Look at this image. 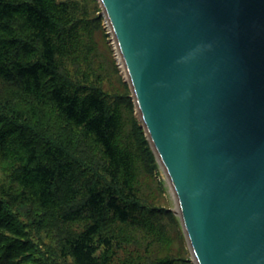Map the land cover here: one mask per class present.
<instances>
[{
    "label": "trees",
    "instance_id": "16d2710c",
    "mask_svg": "<svg viewBox=\"0 0 264 264\" xmlns=\"http://www.w3.org/2000/svg\"><path fill=\"white\" fill-rule=\"evenodd\" d=\"M99 9L0 0V264H191Z\"/></svg>",
    "mask_w": 264,
    "mask_h": 264
},
{
    "label": "water",
    "instance_id": "95a60500",
    "mask_svg": "<svg viewBox=\"0 0 264 264\" xmlns=\"http://www.w3.org/2000/svg\"><path fill=\"white\" fill-rule=\"evenodd\" d=\"M194 264H264V0H99Z\"/></svg>",
    "mask_w": 264,
    "mask_h": 264
},
{
    "label": "rangeland",
    "instance_id": "374dc122",
    "mask_svg": "<svg viewBox=\"0 0 264 264\" xmlns=\"http://www.w3.org/2000/svg\"><path fill=\"white\" fill-rule=\"evenodd\" d=\"M97 2H98V0H97ZM98 6H99V2H98ZM101 11H102V9L100 8L98 11L95 12V13H98L101 16V19L103 20V21H101V24H100L102 31L100 30V32L97 33V36L95 38H97L99 40L100 50L106 56V58L108 59V57H107L108 56V52H109V54L111 52L112 53V58L114 60L116 58V60L118 61V59H117L118 56L116 54V50L114 49L113 41L111 39L109 30L107 29V27L103 28L102 24H104V18H103V13H101ZM116 60L114 62L116 64L117 71L108 62L110 68H109L108 73L106 74L107 75L106 79L102 80L103 87H105V88H107L109 90L121 91L125 95L128 94L131 97V99H132L133 97H132V94H131L130 87L128 86L129 84L127 83V80H126V76L124 74L123 67L121 65H119ZM126 88L128 89L127 91H130V93H128L126 91ZM132 101H133V99H132ZM134 113L138 117L137 112L134 111ZM144 133H145V131H144ZM158 174H159V177H157V178H159L162 181L161 185L163 187V192L161 194V203L164 204L165 207H167V208H169L170 210L173 211V209L175 208V200H174V197H172L173 195H172L171 189H170L169 185L167 184L168 182L166 181L164 172L162 171L161 168H159ZM174 215L178 219V216L175 213H174ZM178 225L179 224L174 225L175 232L173 234H176L177 237H175L171 247L173 249H180V250H183V251L185 249L186 253L184 252V255H185L184 257L189 259V258H191L190 257V252H189V250H188V248L186 246V242H185L184 236L182 237V239L180 238V230H179V226ZM49 242H51V241L49 240ZM52 244H53L52 248H54V246L56 247V241H54ZM57 248H58V245H57ZM191 264H194V262L191 261Z\"/></svg>",
    "mask_w": 264,
    "mask_h": 264
}]
</instances>
